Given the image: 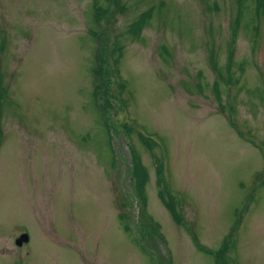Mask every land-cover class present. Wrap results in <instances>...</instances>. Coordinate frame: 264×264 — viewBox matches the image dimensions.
Instances as JSON below:
<instances>
[{
    "label": "rangeland",
    "instance_id": "rangeland-1",
    "mask_svg": "<svg viewBox=\"0 0 264 264\" xmlns=\"http://www.w3.org/2000/svg\"><path fill=\"white\" fill-rule=\"evenodd\" d=\"M94 3L110 10L98 23ZM237 12V0H0V264H215L228 236L230 264H264V17ZM117 40L109 120L92 67Z\"/></svg>",
    "mask_w": 264,
    "mask_h": 264
},
{
    "label": "trees",
    "instance_id": "trees-1",
    "mask_svg": "<svg viewBox=\"0 0 264 264\" xmlns=\"http://www.w3.org/2000/svg\"><path fill=\"white\" fill-rule=\"evenodd\" d=\"M115 0H108V2H111ZM250 4H253V8H250ZM95 5V10L92 13V17H94V22L98 23L99 21L103 20L106 18V16L109 15V8H102L99 7L96 3ZM237 17L236 21L240 22L242 18L245 17H250V23H253L254 18H261L264 17V0H237ZM252 9V10H251ZM153 13V8H149L145 11H143L140 14V17L138 20H135L128 28L127 32L136 34L139 33L146 20L151 17ZM236 29V27L234 28ZM91 34L93 37H97L98 33L96 30L92 29ZM122 42L120 40H117L115 43V47L112 53V61H114V66L115 68L119 66L120 60L122 58ZM96 58L99 60V64L97 66L92 67V71L95 75L96 80L101 77V79L104 78V81L101 83V86L95 84V88L93 90V95L96 97H99V95H102V103L99 104V109L102 112V115L104 116V112L108 113L109 120L112 119V116L110 115V110L115 109V104L113 102V99L120 100L121 99V93H113L110 85H109V73L111 72V68L107 67L105 62L106 58L104 55V50L102 47L99 48L97 52ZM213 65L215 66L216 74L219 77H223L221 69L218 67L216 60H213ZM107 71V77H105V71ZM117 75H119V72L115 70ZM215 86H218V82L215 83ZM1 95L3 94V91H0ZM3 96H1L2 98ZM106 125V123H105ZM106 131L109 134V138L113 135V124L111 122H108L106 125ZM1 132V131H0ZM112 132V133H111ZM149 140V139H148ZM150 142V141H149ZM151 143V142H150ZM152 144V143H151ZM154 145V144H152ZM131 168L130 172L133 175L134 179V187L136 190V195L140 199L141 203L143 202L144 207L147 205L148 199L146 195V185L149 180V172L147 167L142 163L141 161V155L140 153L134 148L133 145H131ZM158 185L160 186V191H159V196L161 197L163 203L165 206L169 209L171 212L173 218L176 220L178 223H182V216L180 213L179 209V203L178 201L170 195V193L167 191V189L164 187V183L159 182ZM148 220L150 222V235L156 236L157 238L161 239L165 244H167V240L164 237V235L161 233V225L158 221H156L152 215L147 214ZM127 230H129V227H126ZM232 237V236H230ZM230 237L224 240L222 243V247L218 250H213V256L215 258V264H230L229 263V251L231 249V240ZM233 245V243H232ZM204 250V249H203ZM207 251V250H206ZM170 264H174L172 258L170 257Z\"/></svg>",
    "mask_w": 264,
    "mask_h": 264
},
{
    "label": "water",
    "instance_id": "water-1",
    "mask_svg": "<svg viewBox=\"0 0 264 264\" xmlns=\"http://www.w3.org/2000/svg\"><path fill=\"white\" fill-rule=\"evenodd\" d=\"M29 240V236L27 233H23L21 236H19L16 240V243L18 245H22L24 242H27Z\"/></svg>",
    "mask_w": 264,
    "mask_h": 264
}]
</instances>
